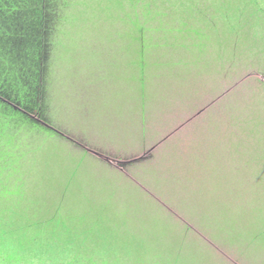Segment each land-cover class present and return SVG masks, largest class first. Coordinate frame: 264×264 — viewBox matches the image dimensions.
<instances>
[{"label":"rangeland","instance_id":"374dc122","mask_svg":"<svg viewBox=\"0 0 264 264\" xmlns=\"http://www.w3.org/2000/svg\"><path fill=\"white\" fill-rule=\"evenodd\" d=\"M81 6L53 36V131H37L12 164L0 159L6 220L13 210L30 226L49 221L27 230L44 244L63 222L55 207L80 237L99 230L103 207L134 238L127 264H264V52L249 19L210 6L186 25L166 18L183 29L175 42L155 48L145 35L138 47L129 23L69 25Z\"/></svg>","mask_w":264,"mask_h":264},{"label":"trees","instance_id":"16d2710c","mask_svg":"<svg viewBox=\"0 0 264 264\" xmlns=\"http://www.w3.org/2000/svg\"><path fill=\"white\" fill-rule=\"evenodd\" d=\"M73 5H82L73 16L80 15L84 19L76 21L72 16L73 22L69 25L89 21L87 25L91 30L109 32L115 22H119V28L122 23H129L126 31L136 36L134 40L138 47V38L146 35L152 38L155 48H163V40L170 37L175 42L177 37L173 31L183 32V29L170 27L166 18L176 17L186 25L189 20L200 21L201 13L211 6L215 9V18L218 12L225 10L229 22L242 16L251 23L254 21L246 33L248 37L257 38L264 52V41H260L261 33H264L260 18L264 15V0H0V159L10 164L22 157L21 150L29 146L37 131L46 136L53 131L45 124L50 122L46 117L45 95L53 36L61 15L67 19L68 8ZM151 19L158 23L146 25ZM107 23L112 26L104 28L103 24ZM198 38L201 40L199 35ZM64 208V205L55 207L52 217L58 215L63 222H58L61 224L59 232L58 225L56 230L52 228V236L41 240L44 244L34 238L28 241L27 230L31 231L37 223L45 222L50 226L49 221L33 225L31 222L30 226L21 220L22 214L12 210L9 222L0 211V264H127L125 258L128 256L124 257L121 252L132 245L134 238L129 235L124 222H121L123 226L121 223L111 225L105 220V209L99 208L93 214L98 219L95 223L101 225L99 230H85L82 234L86 235L80 237L64 223L62 215L72 217L71 211ZM81 218L92 220V216L82 214ZM37 235L39 238L40 234ZM83 259L85 262L81 261Z\"/></svg>","mask_w":264,"mask_h":264}]
</instances>
